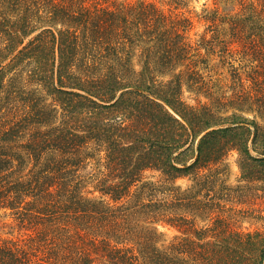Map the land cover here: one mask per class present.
Wrapping results in <instances>:
<instances>
[{"label": "trees", "instance_id": "1", "mask_svg": "<svg viewBox=\"0 0 264 264\" xmlns=\"http://www.w3.org/2000/svg\"><path fill=\"white\" fill-rule=\"evenodd\" d=\"M243 5L206 19L232 56V95L214 106L183 97L206 61L183 14L0 0V209L21 234L0 235V264H264V232L231 226L224 205L230 153L264 183V21L259 0ZM183 207L199 212L168 216ZM157 224L181 235L161 249L144 234Z\"/></svg>", "mask_w": 264, "mask_h": 264}, {"label": "rangeland", "instance_id": "2", "mask_svg": "<svg viewBox=\"0 0 264 264\" xmlns=\"http://www.w3.org/2000/svg\"><path fill=\"white\" fill-rule=\"evenodd\" d=\"M124 1V0H119ZM137 1V0H129ZM155 1L162 9L167 12H175L177 14H183L189 17L193 23L188 33V37L191 39L195 47H199L202 55H204L205 63L198 62L196 67L201 77L198 84L195 81L193 87L189 89L188 85H185L184 99L191 105L200 103H212L214 106L225 98H229L233 92L232 77L229 72V50L223 51L222 47L225 46L224 40H229V32L222 29L219 25V21H213L215 26H210L211 22L206 21L207 17L215 15V11L223 14H230L241 11L244 8V3L257 2L258 0H150ZM260 6H262V15L264 21V0H259ZM218 26V28H216ZM221 27V28H219ZM224 28V26H223ZM251 33V32H250ZM224 44V45H223ZM226 48V47H225ZM235 49V48H234ZM218 54H216V53ZM225 56V64L222 63L220 54ZM238 64V62H237ZM225 96V97H223ZM219 108V107H217ZM238 162V154L232 152L225 160L223 180L227 184L230 191V197L228 202H224L226 206L225 215L231 221V226L242 231H262L264 232V183L250 184L241 180V172ZM148 181H160V174L157 172H149L145 174ZM193 181L190 179H180L177 181L176 186L187 189L192 186ZM168 212L167 209L160 211ZM193 212H199L195 207L191 208H179L174 211H169L168 216H180L192 220L195 218ZM14 218L10 211L0 209V235L2 238H16L21 234L19 229L15 227ZM204 222L202 220L197 221V226L202 227ZM156 234L151 231L154 230ZM144 234L147 236V241L151 238L158 242V247L161 249L168 245L174 237L181 235L174 227L166 224L150 225L145 228ZM144 241L143 239H139ZM128 241V240H127Z\"/></svg>", "mask_w": 264, "mask_h": 264}]
</instances>
